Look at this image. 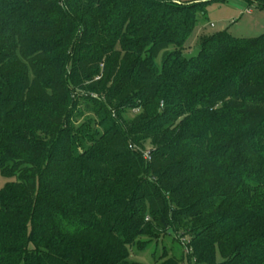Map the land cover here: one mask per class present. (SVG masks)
<instances>
[{"label":"trees","instance_id":"16d2710c","mask_svg":"<svg viewBox=\"0 0 264 264\" xmlns=\"http://www.w3.org/2000/svg\"><path fill=\"white\" fill-rule=\"evenodd\" d=\"M211 1L0 0V264H264V34L186 59Z\"/></svg>","mask_w":264,"mask_h":264},{"label":"rangeland","instance_id":"374dc122","mask_svg":"<svg viewBox=\"0 0 264 264\" xmlns=\"http://www.w3.org/2000/svg\"><path fill=\"white\" fill-rule=\"evenodd\" d=\"M182 2H201L206 0H180ZM236 39L257 38L264 34V3L252 2L247 4L243 0H229L227 3L211 1L205 4V14L199 17L198 25L193 34L188 38L184 47L186 54L193 52L194 49H200V41L203 38L210 37L224 30ZM86 94L81 93V97ZM92 96V95H91ZM86 101H89L86 99ZM84 104V100L82 101ZM83 104L77 107L83 109ZM93 118L91 115H85L84 119ZM79 123V124H80ZM151 146L146 144V152L150 151ZM7 182L0 175V188ZM177 237V236H175ZM147 240V239H146ZM189 241L188 237L172 238L164 236L159 241L151 240L150 246L143 252L132 249L131 259L144 264H153L155 258L162 255L165 251H170L171 255L180 258L188 250L185 243ZM184 250V251H183ZM188 264V261H185Z\"/></svg>","mask_w":264,"mask_h":264},{"label":"water","instance_id":"95a60500","mask_svg":"<svg viewBox=\"0 0 264 264\" xmlns=\"http://www.w3.org/2000/svg\"><path fill=\"white\" fill-rule=\"evenodd\" d=\"M200 52H201V50L198 49V48H196V49L193 50V52H191V53H189V54H185L184 56H185V58L188 59V60L196 59V58L199 57Z\"/></svg>","mask_w":264,"mask_h":264}]
</instances>
